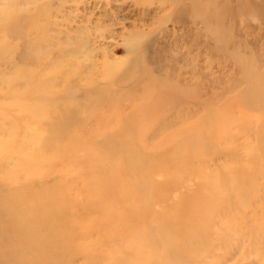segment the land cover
I'll return each mask as SVG.
<instances>
[{
	"label": "rangeland",
	"instance_id": "1",
	"mask_svg": "<svg viewBox=\"0 0 264 264\" xmlns=\"http://www.w3.org/2000/svg\"><path fill=\"white\" fill-rule=\"evenodd\" d=\"M5 10L31 22L27 44L0 33V87L21 69L18 89L28 73L46 79L45 105L83 120L38 138L25 116L17 149L0 153V264H264V0H0ZM26 47L37 61L21 64ZM12 126L0 118V148Z\"/></svg>",
	"mask_w": 264,
	"mask_h": 264
},
{
	"label": "bare ground",
	"instance_id": "2",
	"mask_svg": "<svg viewBox=\"0 0 264 264\" xmlns=\"http://www.w3.org/2000/svg\"><path fill=\"white\" fill-rule=\"evenodd\" d=\"M190 1V0H189ZM24 2V1H23ZM21 4V1L19 2ZM182 3V2H181ZM181 3H180V6H181ZM9 4V3H8ZM26 3H24V6H25ZM11 6L13 4H10ZM43 6V5H42ZM183 6V5H182ZM181 6V7H182ZM23 7V5H22ZM179 8L180 11H182L181 9L182 8ZM11 8H14V6H12ZM24 10V9H23ZM26 10V9H25ZM29 10V9H28ZM33 10V9H32ZM178 10V8H177ZM178 10V11H179ZM176 11V10H174ZM183 12V11H182ZM26 12H23V11H20V12H16V13H13V11H10L8 12L7 10L5 11H2V13H0V30H2L0 33H4L5 32V36L6 35H9L11 36V38H20V39H26L27 38V33H28V30L26 29V26L28 24V22L30 21V14L26 13ZM177 13V12H176ZM21 14V15H19ZM178 14V13H177ZM177 14L175 15V12L173 14V18H174V15L177 16ZM182 14V13H180ZM178 14V15H180ZM19 15V17H18ZM29 17V20H27V18ZM44 17V16H43ZM176 18V17H175ZM182 19V17H181ZM181 19H179L181 21ZM184 20V19H183ZM179 21V22H180ZM31 22V21H30ZM182 22V21H181ZM180 22V23H181ZM186 22V21H185ZM184 22V23H185ZM176 23V22H175ZM5 24H8V27L7 29L4 30L3 26ZM183 24V23H182ZM6 27V26H5ZM184 27V26H183ZM187 27V26H186ZM190 28V27H189ZM33 29V28H32ZM35 29L37 30V28L35 27ZM184 30V28H183ZM187 32V31H186ZM1 35V34H0ZM2 36V35H1ZM33 36V35H32ZM32 40V39H30ZM23 42H25L24 40H22ZM27 39H26V44H27ZM52 42V41H51ZM22 43V42H21ZM24 43V44H25ZM29 43V42H28ZM31 43V42H30ZM23 44V45H24ZM26 46V45H24ZM23 46V47H24ZM28 47L31 46L32 47V43L31 44H28L27 45ZM40 46V45H39ZM22 47V48H23ZM45 46H43L44 48ZM10 48V45L7 43V42H4L3 39L0 37V51L2 52H6L8 51V49ZM30 48V47H29ZM29 48H24V50L22 52H20L21 54L19 55V59L20 61L22 60H26L28 59L30 56H31V52L33 51H30ZM32 50V49H31ZM35 50V49H34ZM47 50V49H46ZM147 50V49H146ZM20 51V50H19ZM37 51V50H36ZM41 51V50H40ZM16 52V51H15ZM14 52V53H15ZM43 52L45 53V51L43 50ZM48 51H46L47 53ZM59 53V52H58ZM76 53V52H75ZM43 54V53H42ZM60 54V53H59ZM77 54V53H76ZM17 55V54H16ZM33 55H34V58L36 56V54L33 52ZM75 55V54H74ZM44 56V54H43ZM46 56V55H45ZM18 57V56H17ZM32 57V56H31ZM42 57V55H41ZM40 57V58H41ZM66 57V56H65ZM33 62V59L30 58ZM37 56H36V60L37 61ZM55 59V58H54ZM42 60V59H40ZM57 60V59H56ZM34 61V62H35ZM58 61V60H57ZM28 62V61H27ZM39 62V61H38ZM43 62V60H42ZM18 63V62H17ZM23 63V61L21 62V64ZM26 63V62H25ZM30 63V62H29ZM28 63V64H29ZM37 63V62H36ZM35 63V65H36ZM55 63V62H54ZM38 64V63H37ZM18 65V64H17ZM34 65V64H33ZM33 65L31 66V63H30V67H33ZM39 66V65H38ZM38 66H36V68H38ZM10 67V66H9ZM11 68V67H10ZM35 68V67H34ZM14 69V68H12ZM45 70V69H44ZM13 71V70H12ZM40 71V70H39ZM46 71V70H45ZM12 73V72H11ZM6 74V73H5ZM22 74L23 73V70H18V72L16 71V76H14V78H5L6 80L3 81L5 82L6 86H3V87H0V99L2 97V99H7L6 101L7 102H4L3 100L0 101V118L2 121H5L7 119H10V121L13 123V126H12V132H10L8 134V138L7 140L1 142V148H0V153L1 154H4L3 155V159H7L11 156V152L13 151L14 152V149H17V147H15V138L17 139V134L19 131H21L23 129V124L21 123L22 121V118L25 117V116H30L31 114L35 115L33 116L34 119H38V120H35L33 121L32 123L31 122H28L25 123V126L28 127L29 129H35V131L37 130L36 132V136L39 138V135L41 134L39 131H40V127H44L45 125H48L50 123H53V122H63L64 124H73V122H77V121H82L83 119H81V115L78 114V111L75 109V107L73 106H65V107H61V110L64 111V116H57V114L55 113L54 111V107L55 106H60V104L58 102H54V101H51L48 105H45V102L42 98V92H43V89L44 87L47 85V80L46 79H42L40 81H36V80H33L32 77H31V74L28 73V78H27V88L25 87L23 90L21 89H18L17 87V79L18 78H22L24 77ZM4 76V75H3ZM184 81V80H183ZM2 82V81H1ZM0 82V83H1ZM23 84V82H21ZM20 84V83H19ZM21 84V85H22ZM154 85V84H153ZM17 89H16V88ZM77 87V86H76ZM15 88V89H14ZM48 89H51L50 87ZM93 89V88H92ZM17 90V91H16ZM55 90V89H54ZM51 93H53L51 91ZM74 93V91H70V90H67L66 92V97L72 95ZM82 96V95H81ZM22 99L21 101H19V99ZM18 99V100H17ZM76 100V99H75ZM146 100V99H145ZM56 108V107H55ZM31 110V111H28L26 112L27 114H25V112H21L22 110L25 111V110ZM53 109V110H52ZM13 110H17L19 112H21L20 114L18 113H14ZM68 111H71L70 113H68ZM136 118V117H135ZM134 118V119H135ZM85 119V118H84ZM33 127V128H32ZM34 131V132H35ZM13 140V141H11ZM27 138L25 139H20V143L21 145L19 146V148H22L24 146V142H26ZM39 143V142H38ZM27 160L30 161H39L41 163V159L38 157V156H34V157H31V156H28L27 157ZM13 161V160H12ZM23 163H26L25 161L22 160V164ZM27 164V163H26ZM27 166V165H26ZM19 170V169H18ZM16 173V172H15ZM13 176H15L13 174ZM199 176V175H198ZM232 177H234L232 175ZM238 177V176H237ZM14 178V177H13ZM15 179V178H14ZM236 179V177H235ZM25 181V180H24ZM233 182V181H232ZM235 183V182H234ZM14 188V187H13ZM19 188V187H18ZM17 188V189H18ZM211 188V187H210ZM218 188V187H217ZM216 188V189H217ZM212 189V188H211ZM16 190V189H14ZM13 190V191H14ZM140 190H142L140 188ZM210 191V190H209ZM231 194V193H230ZM211 195V194H210ZM217 195V194H216ZM220 195V194H219ZM225 195V194H224ZM228 195V194H227ZM232 195V194H231ZM230 195V196H231ZM207 196H208V193H207ZM215 196V195H214ZM226 196V195H225ZM220 197V196H219ZM222 197V196H221ZM224 197V196H223ZM217 198V197H216ZM1 199V198H0ZM223 199V198H221ZM217 200V199H216ZM204 201V200H203ZM221 201V200H220ZM226 201V200H225ZM199 202V201H198ZM228 202V201H227ZM200 203V202H199ZM201 203H202V200H201ZM224 203V202H223ZM230 203V202H229ZM51 204V203H50ZM205 204V203H204ZM203 204V205H204ZM207 204V203H206ZM213 204V202L211 203ZM37 205H39V202L37 203ZM215 206V205H214ZM213 206V207H214ZM199 208V206H197ZM203 208V207H202ZM212 208V207H211ZM221 209V207H220ZM46 210V209H45ZM164 210V209H163ZM196 211V210H195ZM200 211H201V208H200ZM223 211V210H222ZM56 212V211H55ZM132 212V211H131ZM149 213V212H148ZM174 213V212H172ZM202 213V212H201ZM210 213V212H209ZM146 214V213H145ZM154 214V213H153ZM200 214V213H199ZM205 214V212H204ZM203 214V215H204ZM51 215V214H50ZM197 217H198V214H196ZM214 215V214H213ZM174 216V214H173ZM191 216V215H190ZM218 216V215H217ZM147 217V216H146ZM195 217V216H194ZM201 217V216H200ZM205 217V216H204ZM209 218V216H208ZM214 218V217H213ZM23 221L27 222V224L29 223V219L27 218H24L22 217ZM146 219V218H145ZM172 219V218H171ZM197 220L199 218H196ZM131 220V219H130ZM175 220V219H174ZM201 220V219H200ZM210 220V219H208ZM215 220V219H214ZM143 221V220H142ZM176 221V220H175ZM195 221V220H194ZM207 221V220H206ZM158 222V221H157ZM184 223V222H183ZM188 224V223H187ZM150 225V224H149ZM181 225V224H180ZM187 226V225H186ZM190 226V225H189ZM192 226V225H191ZM34 227V226H33ZM183 227V226H182ZM154 228V226H153ZM181 229V228H180ZM51 230V229H50ZM153 230V229H152ZM182 230V229H181ZM178 231V230H177ZM180 231V230H179ZM153 232V231H152ZM176 232V231H175ZM174 232V233H175ZM153 235V234H152ZM156 238V237H154ZM150 239V238H149ZM201 240V239H200ZM200 242V241H199ZM203 242V241H202ZM168 243V241H167ZM209 244V243H207ZM196 245V244H195ZM202 245V244H201ZM206 245V244H205ZM211 245V244H209ZM199 246V245H198ZM208 246V245H206ZM199 248V247H198ZM202 248V247H201ZM200 248V249H201ZM15 251V250H14ZM13 251V252H14ZM139 251V250H137ZM136 251V252H137ZM143 259V258H142ZM161 259V258H160Z\"/></svg>",
	"mask_w": 264,
	"mask_h": 264
}]
</instances>
